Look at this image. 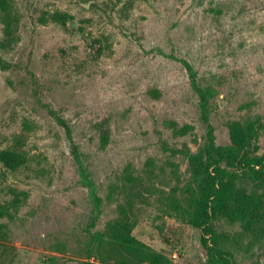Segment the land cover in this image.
<instances>
[{
	"label": "rangeland",
	"instance_id": "obj_1",
	"mask_svg": "<svg viewBox=\"0 0 264 264\" xmlns=\"http://www.w3.org/2000/svg\"><path fill=\"white\" fill-rule=\"evenodd\" d=\"M3 151L0 264H101L111 221L168 264H264V0H0Z\"/></svg>",
	"mask_w": 264,
	"mask_h": 264
},
{
	"label": "trees",
	"instance_id": "obj_2",
	"mask_svg": "<svg viewBox=\"0 0 264 264\" xmlns=\"http://www.w3.org/2000/svg\"><path fill=\"white\" fill-rule=\"evenodd\" d=\"M2 21L4 24V31L6 36H9L11 32V18L10 14L4 9L2 11ZM55 21L65 26L67 22L66 14H59L54 18ZM59 122L64 125L62 120ZM231 146L228 149V155L232 159H237L240 162L244 159L241 155L242 150V134L240 130L234 125L230 132ZM254 165H259L260 159L255 158ZM0 162L3 166L11 171L16 170L23 164L22 156L13 151H3L0 153ZM258 181L264 182L261 176H256ZM187 208H182L177 200L171 203V207L176 215L184 218L189 224L197 228H202L204 232L208 230V221L210 216L206 209L208 197L203 193H196L193 190H187ZM16 195V194H15ZM18 201L17 196L14 198L13 203ZM261 206L258 204L250 211L249 225L250 227L256 226L260 223L259 212ZM255 232V228L253 230ZM258 235L262 233L261 229L257 231ZM95 245L97 246V253L101 257V264H168V260L160 253L153 251L144 243L136 239L131 234V227L122 221L108 222L102 232H98L94 236ZM207 242V239L204 241ZM213 249V248H212ZM214 250V249H213ZM215 251V250H214ZM54 258H50L48 261L53 264ZM79 264H92V263H79Z\"/></svg>",
	"mask_w": 264,
	"mask_h": 264
}]
</instances>
